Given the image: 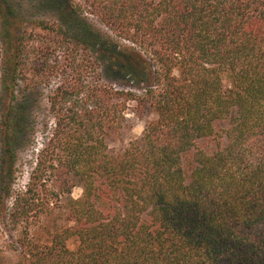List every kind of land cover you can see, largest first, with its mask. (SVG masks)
<instances>
[{"label": "trees", "instance_id": "16d2710c", "mask_svg": "<svg viewBox=\"0 0 264 264\" xmlns=\"http://www.w3.org/2000/svg\"><path fill=\"white\" fill-rule=\"evenodd\" d=\"M15 7L0 0V81L56 84L28 181L4 190L0 264H264V0H70L68 26L30 30ZM101 67L143 91L88 81ZM131 102L156 118L114 154Z\"/></svg>", "mask_w": 264, "mask_h": 264}, {"label": "rangeland", "instance_id": "374dc122", "mask_svg": "<svg viewBox=\"0 0 264 264\" xmlns=\"http://www.w3.org/2000/svg\"><path fill=\"white\" fill-rule=\"evenodd\" d=\"M10 2L13 7L17 5L15 9L19 8L18 14L25 29L30 30L33 24L44 20L49 23L69 25L70 14L67 11V5L70 0H10ZM18 3H20L19 7ZM79 17L96 33L105 36V39L115 46V50H124L129 47L130 44L127 41L116 37L93 15L84 12ZM39 33L41 36L44 35L41 31ZM28 43L35 46L37 41L29 40ZM63 51L64 48H59L57 56H64ZM88 75L87 80L93 84H110L135 93H141L145 87L129 77L122 83L111 80L102 67L97 73L90 71ZM55 84L56 79H51L50 83L37 88L31 84L32 87L26 90L27 92H23L24 85L21 83L12 86L4 80L0 81V204L10 205L11 197L8 198L4 192L6 187L10 186L13 195L27 183L38 150L49 136L53 117L49 110L48 97ZM135 108V102H131L126 112V127L120 135L108 140L109 149L114 154L123 151L133 138L141 135L147 122L156 118L155 112L150 108H144L139 113L135 112ZM20 109L23 112L22 121L14 123ZM17 128L19 131L16 130ZM81 193V188L75 187L72 196L78 198ZM1 232H6L7 237V226L0 218ZM75 245V239H71L70 248H74Z\"/></svg>", "mask_w": 264, "mask_h": 264}]
</instances>
